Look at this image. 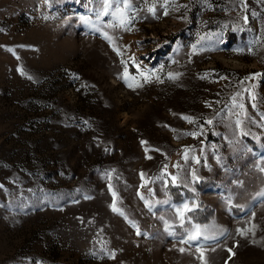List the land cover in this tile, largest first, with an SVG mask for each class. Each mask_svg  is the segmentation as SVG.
<instances>
[{
	"label": "rangeland",
	"instance_id": "obj_1",
	"mask_svg": "<svg viewBox=\"0 0 264 264\" xmlns=\"http://www.w3.org/2000/svg\"><path fill=\"white\" fill-rule=\"evenodd\" d=\"M0 264H264V0H0Z\"/></svg>",
	"mask_w": 264,
	"mask_h": 264
},
{
	"label": "trees",
	"instance_id": "obj_2",
	"mask_svg": "<svg viewBox=\"0 0 264 264\" xmlns=\"http://www.w3.org/2000/svg\"><path fill=\"white\" fill-rule=\"evenodd\" d=\"M166 187H167V190L169 191V194L172 197V201H177L178 200L177 197H179L180 199L182 190L178 189V187L175 186L170 180H168ZM196 218L201 219L202 218L201 214L198 213L196 215Z\"/></svg>",
	"mask_w": 264,
	"mask_h": 264
},
{
	"label": "snow or ice",
	"instance_id": "obj_3",
	"mask_svg": "<svg viewBox=\"0 0 264 264\" xmlns=\"http://www.w3.org/2000/svg\"><path fill=\"white\" fill-rule=\"evenodd\" d=\"M105 2H106V0H105ZM187 119V118H186ZM142 143H146V142H143L142 141ZM113 210L114 211H119V209H117V208H115V205H113ZM192 239H195L196 237L195 236H193V237H191ZM229 251H231L230 249H229Z\"/></svg>",
	"mask_w": 264,
	"mask_h": 264
}]
</instances>
